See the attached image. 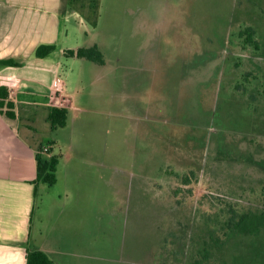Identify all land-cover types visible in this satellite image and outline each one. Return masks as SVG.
<instances>
[{
    "label": "rangeland",
    "instance_id": "rangeland-1",
    "mask_svg": "<svg viewBox=\"0 0 264 264\" xmlns=\"http://www.w3.org/2000/svg\"><path fill=\"white\" fill-rule=\"evenodd\" d=\"M99 11L106 66L97 80L82 73L75 141L53 148L71 159L65 208L44 215L49 257L264 264V0H103Z\"/></svg>",
    "mask_w": 264,
    "mask_h": 264
},
{
    "label": "crops",
    "instance_id": "crops-1",
    "mask_svg": "<svg viewBox=\"0 0 264 264\" xmlns=\"http://www.w3.org/2000/svg\"><path fill=\"white\" fill-rule=\"evenodd\" d=\"M102 2L0 0V59L13 58L21 63L0 65V85L7 88L15 112V118L0 112V264H25L28 247L49 256L50 241L42 236L44 215L51 208L56 214L65 208L62 200L66 195V164L71 158L66 150L61 153L54 184H34L35 155L51 139L58 147L66 136V141H75L74 132L68 128H75V112L84 109L73 105L83 81L82 73L90 69L95 80L103 78L97 73L98 68H105V62L94 67L84 63L83 58L62 53L67 48L97 45L93 34L100 23ZM40 44H54L55 49L37 57L35 49ZM56 78L62 81L61 91L54 90ZM52 106L68 109L64 127L51 129L47 115ZM56 184L59 187L52 193L45 187Z\"/></svg>",
    "mask_w": 264,
    "mask_h": 264
},
{
    "label": "trees",
    "instance_id": "trees-1",
    "mask_svg": "<svg viewBox=\"0 0 264 264\" xmlns=\"http://www.w3.org/2000/svg\"><path fill=\"white\" fill-rule=\"evenodd\" d=\"M252 28L245 27L240 31L244 35L247 42L253 43L256 46L252 37ZM55 49L54 44H40L35 49V56L44 57ZM63 55L66 57H76L90 60L97 64H103V54L96 45L80 46L76 48L63 49ZM21 63L13 58L0 59L2 66H19ZM0 112L8 118H15L14 103L8 99V90L5 86L0 85ZM68 109L64 106H52L48 112L47 119L52 130L64 127L66 125ZM49 149L43 151V145L38 149L35 155L36 161V177L34 184L38 181H43L48 185H52L56 181V166L61 154H56L53 150L55 146L54 140H49ZM192 173V171H190ZM182 184L190 183L189 175L181 177ZM25 264H56L44 251L28 247L26 250Z\"/></svg>",
    "mask_w": 264,
    "mask_h": 264
},
{
    "label": "built area",
    "instance_id": "built-area-1",
    "mask_svg": "<svg viewBox=\"0 0 264 264\" xmlns=\"http://www.w3.org/2000/svg\"><path fill=\"white\" fill-rule=\"evenodd\" d=\"M54 90L55 91H61L62 90V81L60 78L55 79ZM49 146H50L49 144H44L43 145V151H47L49 149Z\"/></svg>",
    "mask_w": 264,
    "mask_h": 264
}]
</instances>
